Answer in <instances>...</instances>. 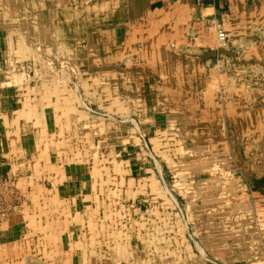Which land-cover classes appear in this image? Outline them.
Masks as SVG:
<instances>
[{
    "label": "crops",
    "instance_id": "1",
    "mask_svg": "<svg viewBox=\"0 0 264 264\" xmlns=\"http://www.w3.org/2000/svg\"><path fill=\"white\" fill-rule=\"evenodd\" d=\"M257 25L264 0H0V179L23 197L0 218V264L196 260L180 230L143 229L166 188L144 160L118 159L156 141L174 176L190 163L223 205L243 188L239 203L256 205L264 96L214 62L237 49L264 59Z\"/></svg>",
    "mask_w": 264,
    "mask_h": 264
},
{
    "label": "rangeland",
    "instance_id": "2",
    "mask_svg": "<svg viewBox=\"0 0 264 264\" xmlns=\"http://www.w3.org/2000/svg\"><path fill=\"white\" fill-rule=\"evenodd\" d=\"M217 29L221 28H216V31ZM252 34L253 42H264V25L255 26ZM214 65L220 72L232 76L238 83L261 89L264 96V59L247 60L242 50L237 49L217 58ZM97 116L101 115L97 114ZM127 126L129 127V125L122 127L124 129L119 135L126 134ZM142 141L144 140L142 139ZM146 142L148 143L145 140L144 144ZM111 143L120 147L125 146L121 139L117 142L112 140ZM156 146L161 150V142L147 144L144 158L139 156L129 158L134 154H121V152L118 157L124 162L129 159L135 166L144 160L152 167L153 178L157 184L162 189L166 188V205L157 207L156 202L150 204V218L141 222L143 229L153 232L159 228H165L167 232L180 230L182 245H184L181 247L182 254L184 255L186 248L193 249L196 254V260L189 261L191 264H264V237L255 235L256 230L258 233L264 234V192H261V200L256 205L252 200L245 201L247 204H241L239 200L243 196L244 188L241 190L231 189L233 195L230 200L234 204L223 205L220 202V197L213 198L209 195L204 177L193 172L190 163L184 165L183 169L188 170L185 178L179 176L180 174L174 176L173 172L168 171V168L165 167L164 157L157 155L158 148ZM236 175L241 177L240 173ZM19 196L20 201L16 210L23 202V197L20 194ZM172 196L176 198V201L171 199ZM211 201H215L216 204H210ZM131 204H125V213L131 212L134 208ZM118 207L121 209L120 205ZM142 211L148 213L143 207ZM158 213L161 215L158 216ZM175 213H177L176 220ZM243 214H246V217L241 219ZM249 215H255V217H249ZM189 216H192L193 219H190ZM244 230L251 232V235L241 236ZM166 239L167 241L169 239L176 240L175 237H166ZM155 248L157 249V247Z\"/></svg>",
    "mask_w": 264,
    "mask_h": 264
},
{
    "label": "built area",
    "instance_id": "3",
    "mask_svg": "<svg viewBox=\"0 0 264 264\" xmlns=\"http://www.w3.org/2000/svg\"><path fill=\"white\" fill-rule=\"evenodd\" d=\"M216 38L220 44H225L227 35L223 30L217 29ZM19 201L20 196L15 188L13 179H0V218L12 214L16 210Z\"/></svg>",
    "mask_w": 264,
    "mask_h": 264
}]
</instances>
